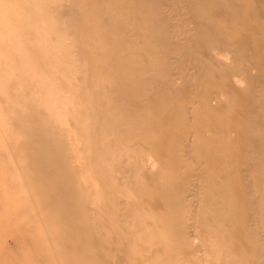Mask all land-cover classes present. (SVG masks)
Returning <instances> with one entry per match:
<instances>
[{
    "label": "rangeland",
    "instance_id": "1",
    "mask_svg": "<svg viewBox=\"0 0 264 264\" xmlns=\"http://www.w3.org/2000/svg\"><path fill=\"white\" fill-rule=\"evenodd\" d=\"M0 264H264V0H0Z\"/></svg>",
    "mask_w": 264,
    "mask_h": 264
}]
</instances>
